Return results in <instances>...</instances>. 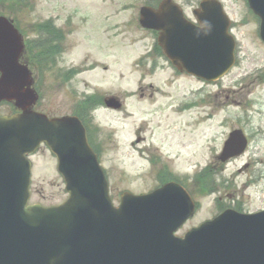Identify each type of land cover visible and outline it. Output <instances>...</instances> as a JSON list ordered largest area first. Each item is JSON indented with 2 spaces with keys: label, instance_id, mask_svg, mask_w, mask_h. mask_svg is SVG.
<instances>
[{
  "label": "rangeland",
  "instance_id": "obj_1",
  "mask_svg": "<svg viewBox=\"0 0 264 264\" xmlns=\"http://www.w3.org/2000/svg\"><path fill=\"white\" fill-rule=\"evenodd\" d=\"M173 1L195 20L192 11L202 0ZM219 1L232 21L237 62L217 83H208L179 74L157 52V35L140 26V9L157 0H0V16L12 19L31 46L52 28L56 61L37 72L39 109L64 116L88 97L123 101L120 110L100 107L89 123L114 204L125 191L142 195L161 179L177 180L199 204L178 236L228 207L237 205L245 213L264 209L260 22L246 0ZM11 112L9 105H0V117ZM237 129L244 130L249 146L223 164L218 158L223 144ZM31 160V202L53 206L65 201L49 150L41 147ZM207 172L214 178L204 188L199 179Z\"/></svg>",
  "mask_w": 264,
  "mask_h": 264
},
{
  "label": "water",
  "instance_id": "obj_2",
  "mask_svg": "<svg viewBox=\"0 0 264 264\" xmlns=\"http://www.w3.org/2000/svg\"><path fill=\"white\" fill-rule=\"evenodd\" d=\"M260 19L264 0H247ZM197 24L178 5L163 0L140 10L142 28L158 33V45L180 72L214 83L236 64L231 21L218 0L194 11ZM23 36L0 17V104L20 113L0 117V264H264V211L227 210L212 221L175 234L196 212L189 192L168 183L135 196L124 192L119 207L82 122L73 116L49 119L33 110L38 95L28 67L20 63ZM120 109L115 98L105 100ZM45 145L56 157L68 199L56 207L29 205L31 162ZM242 130L233 131L219 160L244 154Z\"/></svg>",
  "mask_w": 264,
  "mask_h": 264
},
{
  "label": "flooded vegetation",
  "instance_id": "obj_3",
  "mask_svg": "<svg viewBox=\"0 0 264 264\" xmlns=\"http://www.w3.org/2000/svg\"><path fill=\"white\" fill-rule=\"evenodd\" d=\"M158 2V1H157ZM157 2H155L157 4ZM154 3V6L152 5V7H156L159 5L160 2H158L157 5H155ZM200 4V3H199ZM199 6V5H198ZM198 8V7H197ZM195 10V9H194ZM193 10V11H194ZM192 11V13H193ZM187 17V16H186ZM189 19V17H187ZM18 27V26H17ZM19 28V27H18ZM52 28H47V32H46V38L44 36H40V38L36 41V43H34L33 45V50H32V54L29 55V50H28V43L26 41V38L24 37L25 39V43H26V48H25V51H24V55L22 57V62H25L26 64L29 62V60L31 59L32 63H33V67L36 68V73L33 74V77H34V89L37 91V93L39 94L40 96V101L35 105V110L37 112H40V113H44L46 115H48V117H54V116H51L50 114H48L47 112H43L41 109H39V104L41 102V94H40V79L38 77V74L37 72L42 70V72L44 71V67H41L40 66V59L42 58V54H44V50H46V53H47V61L49 62L48 65L50 63H54V61H56L53 57V55L51 54V48L53 49L54 47L53 46H50L51 45V38H52V34L51 32H49V30H51ZM54 30V29H53ZM45 35V34H44ZM46 45V49H44ZM48 46V47H47ZM34 52H38V53H34ZM50 55V56H49ZM177 71V70H176ZM179 74H182L181 72L177 71ZM64 77V76H63ZM66 78V77H65ZM67 81V79H66ZM145 94L142 93L141 96H144ZM119 100H121L120 98H117ZM84 100V99H82ZM123 102V101H122ZM123 104V103H122ZM96 110V109H95ZM94 110V111H95ZM71 115H75L77 116L82 122L83 124L85 125V127L87 128V132H88V138H89V141L92 142L91 140V137L93 136L92 135V131H91V128H88V124L91 122V118L90 115H89V109L87 107L84 106V104L82 103V101H79L76 105V110L74 113H72ZM224 146V144H223ZM223 149V147H222ZM31 197H32V191H31ZM226 209H234V210H238L240 212H243L242 208L241 207H238L237 205H235L234 207H228ZM248 213V212H247ZM250 213V212H249Z\"/></svg>",
  "mask_w": 264,
  "mask_h": 264
},
{
  "label": "trees",
  "instance_id": "obj_4",
  "mask_svg": "<svg viewBox=\"0 0 264 264\" xmlns=\"http://www.w3.org/2000/svg\"><path fill=\"white\" fill-rule=\"evenodd\" d=\"M28 50H29V53H32V50H33V46H31V45H29L28 46ZM44 49H46V48H44ZM156 50H157V52L159 53V55L160 56H162V51L160 50V48L157 46L156 47ZM48 55H47V53H46V50H44V54H42V58L40 59V66L41 67H47L48 66V61H47V57ZM50 56V55H49ZM31 61V59L29 60V62ZM30 63H32V62H30ZM85 105H86V107L87 108H89V112H91L93 109H96L97 107H99V106H101V105H103V102H102V99L100 98V99H98V98H96V97H89V98H87L86 99V102H85ZM207 178H210V175L208 174V172L207 173H205V174H202L201 175V177H200V179H199V181H200V183H201V185H203L204 186V188L206 187H211V183L213 182H210V180H211V178H212V180H213V178L214 177H211L210 179H208V181L207 182H205V180L207 179ZM202 181V182H201ZM203 181H204V183H203Z\"/></svg>",
  "mask_w": 264,
  "mask_h": 264
}]
</instances>
